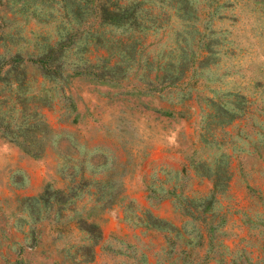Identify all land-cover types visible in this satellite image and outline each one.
<instances>
[{
  "label": "rangeland",
  "instance_id": "rangeland-1",
  "mask_svg": "<svg viewBox=\"0 0 264 264\" xmlns=\"http://www.w3.org/2000/svg\"><path fill=\"white\" fill-rule=\"evenodd\" d=\"M0 264H264V0H0Z\"/></svg>",
  "mask_w": 264,
  "mask_h": 264
}]
</instances>
